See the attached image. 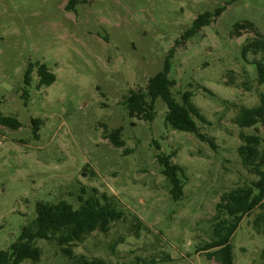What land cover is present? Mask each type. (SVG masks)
Returning <instances> with one entry per match:
<instances>
[{
	"label": "rangeland",
	"instance_id": "rangeland-1",
	"mask_svg": "<svg viewBox=\"0 0 264 264\" xmlns=\"http://www.w3.org/2000/svg\"><path fill=\"white\" fill-rule=\"evenodd\" d=\"M0 0V113L21 126L0 125V250L16 241L35 215L37 202L65 200L92 189L122 210L106 233L94 231L71 246L74 256L124 264H218L196 248L211 241L215 205L222 193L257 177L241 164L239 133L255 132L264 151V126L241 128L240 108L260 104L253 58L241 54L254 33L264 35V0ZM224 6L213 22L181 43L194 18ZM253 31L231 35L235 23ZM172 96L184 91L205 122L194 134L164 121L165 104L154 101L150 121L128 117L122 100L144 89L169 51ZM44 63L55 81L37 87L29 62ZM40 119L38 136L31 119ZM121 129L124 146L113 147L106 131ZM157 154L182 168L183 195L173 200ZM264 169V166L262 167ZM260 210L243 216L232 235L234 264H264V236L251 225ZM260 232V231H259ZM36 263L74 264L59 247L35 240Z\"/></svg>",
	"mask_w": 264,
	"mask_h": 264
},
{
	"label": "trees",
	"instance_id": "trees-1",
	"mask_svg": "<svg viewBox=\"0 0 264 264\" xmlns=\"http://www.w3.org/2000/svg\"><path fill=\"white\" fill-rule=\"evenodd\" d=\"M234 1V0H231ZM73 0H69L72 5ZM70 5L68 7H70ZM72 7V6H71ZM70 7V8H71ZM224 10V6L215 8L212 12L198 14L180 37L181 43L195 35L202 27L209 25ZM253 31L250 22L235 23L231 35L239 37L243 32ZM171 49L164 60L160 71L147 79L144 89L130 90L122 100L128 117L150 121L154 116V101L160 99L166 107L165 123L176 131L194 134L200 141L214 148V143L205 134L201 133L195 119L205 122L197 107L191 102L192 93L184 91L180 102L172 96L170 88L174 82L168 76ZM241 54L247 60L248 55L253 58L256 69V81L264 85V35L254 33L241 48ZM37 76V87L49 86L55 81V75L48 70L44 63L29 62L23 75L24 85L30 84V73ZM32 135L38 136L41 120L31 119ZM235 123L241 128L254 127L260 123L264 126V97L260 104L238 110ZM0 125L9 129H18L21 124L14 117L0 113ZM121 129H112L103 134L113 147L124 146L120 138ZM242 142L237 147V154L242 166L257 179L248 185L236 187L220 195L215 205V213L211 224V241L196 248L197 252H205L208 259L213 258L218 264H234L233 245L231 238L243 216L250 214L255 208L260 211L251 222L252 228L264 236V151L259 148L260 137L255 132L251 134L239 133ZM171 155L157 154L156 159L161 166V173L168 183L170 198L178 200L183 195L182 168L170 160ZM87 198L78 196V207L65 200L55 203L37 202L35 215L22 226L20 233L7 249L0 250V264H21L23 261L36 263L40 260L41 251L34 245L35 240H45L55 243L63 255L73 260L74 264H124L105 261L99 257L90 259L84 256H74L71 246L82 241L94 231L106 233L110 224L122 218L123 212L116 207L114 199L106 194H97L96 189ZM260 231V232H259ZM264 257V248L261 251Z\"/></svg>",
	"mask_w": 264,
	"mask_h": 264
}]
</instances>
